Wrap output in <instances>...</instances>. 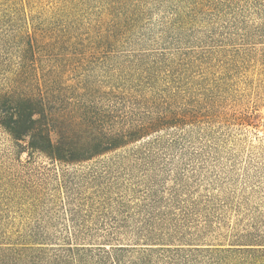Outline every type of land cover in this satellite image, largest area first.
I'll return each instance as SVG.
<instances>
[{
    "label": "trees",
    "instance_id": "obj_1",
    "mask_svg": "<svg viewBox=\"0 0 264 264\" xmlns=\"http://www.w3.org/2000/svg\"><path fill=\"white\" fill-rule=\"evenodd\" d=\"M155 7L168 14L159 25L156 44L161 48L125 52L135 45L136 27L151 19L145 10ZM188 26L206 29L198 42L203 45L193 47L191 55L173 48L180 29ZM258 44H264V0H0V70L10 68L0 73V133L9 140V147L0 150V264H264V236L254 231L240 233L241 241L226 248L191 241L196 233L183 232L190 225H184L186 213L177 211L185 210L175 187L167 198L147 190L139 205L146 213L141 222L148 225L152 205L145 202L160 206L154 224L161 230L145 234L155 239L124 243L130 234L115 229L129 225L128 216L113 220L114 231L78 229L87 222L79 221L80 212L68 201L63 203L66 229L56 230L59 221L46 222L45 208L54 197L40 172L85 164L101 165L104 171L127 164L153 170L158 148L165 144L163 133L182 132L190 122L218 113L222 102L216 94L235 77L241 58L254 60L245 58ZM238 51L244 53L235 55ZM58 53L66 65L74 58H83V65L94 59L91 55H104L103 62L120 60L121 77L104 94L129 101L135 118L98 119L87 73L63 89L57 68L41 63L43 55L53 60ZM194 84L200 94L190 104L187 91ZM107 200L110 204L102 198L106 209L113 205ZM117 201L123 208L127 204ZM204 207L194 212L202 225L211 226L218 211L223 218L224 206L213 196ZM13 209L43 220H11ZM191 224L200 223L194 219Z\"/></svg>",
    "mask_w": 264,
    "mask_h": 264
},
{
    "label": "rangeland",
    "instance_id": "obj_2",
    "mask_svg": "<svg viewBox=\"0 0 264 264\" xmlns=\"http://www.w3.org/2000/svg\"><path fill=\"white\" fill-rule=\"evenodd\" d=\"M145 11L151 19L136 27L133 33L135 45L124 48L125 52L157 51L161 48L156 44L159 25L168 14L159 7ZM44 21L41 20L40 24ZM205 30L195 26L180 29V42H176L173 48L183 53L188 51L187 53L191 55L193 47L203 45L198 42L202 37L201 32ZM234 47L239 46L236 44ZM255 49L257 51L250 55L246 52L249 56L245 58L250 60L251 56L254 60L245 63L241 58L239 61H243L238 66L235 77H232L225 88L216 94L222 102L218 113L209 118L190 122L182 132L172 131L169 135L163 133L165 144L158 148L155 170L142 169L139 164H127L113 166L111 171H104L106 169L101 165L93 167L92 164H85L75 168H59L56 171H40L45 179H49L45 180L44 186L49 189L50 197H54L48 200V207L45 208L46 222L59 221L60 225L56 230H65L68 222L63 203L68 201L71 203L70 209L80 212L79 221L87 222V227L78 229L114 231L113 220L125 219L128 216L131 219L129 225H122L115 231L128 232L131 235L123 238L124 243H142L146 239H155L145 235L147 232L161 230L160 226L155 227L154 222L161 216L162 211L160 206L154 207L149 200L145 202L152 205L147 211L151 213L147 220L150 221L149 225L147 222H141L144 219L142 214L146 213L140 210L139 205L144 203L143 197L148 195L147 190L154 194L156 189L159 196L167 198L168 191L175 187L179 190L178 201L185 210L177 211L179 214L186 213L184 225H190V229L183 232H195L197 235L195 234L194 239L187 238L195 241V244L226 248L233 242L241 241L237 235L245 231H254L264 236V64H261L264 63V44L256 45ZM13 53L15 57L16 51L13 50ZM243 53L238 51L235 55ZM59 55L60 53L58 58H53L54 61L49 60L48 55L47 57L43 55L41 63L57 68L58 83L63 89L74 85L87 73L89 82L96 91L92 99V110L96 111L98 119L107 117L118 120L128 116L135 118L131 115L129 101H125L121 96L113 98L104 94L114 85L115 77H121L120 60L111 59L103 62L104 55H91L94 59L90 61L87 59L83 65H79L83 58L71 59L69 61L73 63L66 65L64 57ZM210 67L218 71L216 66ZM3 69L10 68H1L0 73ZM189 89L187 91L189 96L186 99L192 104L199 97L200 87L194 84ZM68 99H72V96H68ZM134 113L141 111L136 109ZM170 145L171 148L168 147ZM8 147L9 140L0 133V150ZM25 157L23 156L22 160H25ZM55 175L61 177L55 180ZM64 175L67 179L62 183ZM58 187H65L63 194L57 193ZM211 196L214 197L215 203L222 202L223 218H219L218 211L215 216L212 214L211 226L202 225L204 222L200 215L195 214L198 212L196 207L205 208ZM102 198L107 202H109L107 199L113 200V205L104 208ZM53 199L54 205L51 204ZM122 199L127 202L125 207L127 205L129 208H123L124 204L117 201ZM8 215L11 220L31 224L43 220L37 215L20 213L16 209ZM194 219L197 224L200 223L196 225L197 227L191 224ZM104 224H108L107 227ZM70 229L72 230V227Z\"/></svg>",
    "mask_w": 264,
    "mask_h": 264
}]
</instances>
